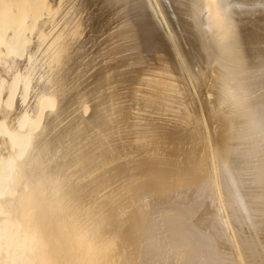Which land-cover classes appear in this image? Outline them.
Returning a JSON list of instances; mask_svg holds the SVG:
<instances>
[{
	"label": "bare ground",
	"instance_id": "6f19581e",
	"mask_svg": "<svg viewBox=\"0 0 264 264\" xmlns=\"http://www.w3.org/2000/svg\"><path fill=\"white\" fill-rule=\"evenodd\" d=\"M0 264H264V0H0Z\"/></svg>",
	"mask_w": 264,
	"mask_h": 264
}]
</instances>
